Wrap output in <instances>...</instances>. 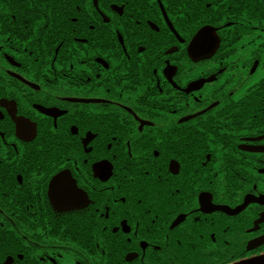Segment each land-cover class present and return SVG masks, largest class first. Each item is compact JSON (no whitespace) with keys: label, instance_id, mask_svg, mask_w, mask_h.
Here are the masks:
<instances>
[{"label":"flooded vegetation","instance_id":"af4514ba","mask_svg":"<svg viewBox=\"0 0 264 264\" xmlns=\"http://www.w3.org/2000/svg\"><path fill=\"white\" fill-rule=\"evenodd\" d=\"M262 255L264 0H0V264Z\"/></svg>","mask_w":264,"mask_h":264},{"label":"snow or ice","instance_id":"6c2138e0","mask_svg":"<svg viewBox=\"0 0 264 264\" xmlns=\"http://www.w3.org/2000/svg\"><path fill=\"white\" fill-rule=\"evenodd\" d=\"M209 37H207L204 33H201L200 35H197L193 38L192 40V46L194 48L198 47L201 42L208 40ZM27 131V129H25ZM102 165L98 166V171H102ZM52 192L53 194H60L67 196L69 199H78L86 194L79 189L76 185L75 182L67 178L63 173L59 176H56L52 180ZM195 192L190 193L191 195H195ZM202 199V198H201Z\"/></svg>","mask_w":264,"mask_h":264},{"label":"water","instance_id":"95a60500","mask_svg":"<svg viewBox=\"0 0 264 264\" xmlns=\"http://www.w3.org/2000/svg\"><path fill=\"white\" fill-rule=\"evenodd\" d=\"M98 166H96V167H98ZM97 171L98 170L96 169V173H97ZM234 264H264V255L257 257V258H251L248 260L240 261V262L234 263Z\"/></svg>","mask_w":264,"mask_h":264}]
</instances>
